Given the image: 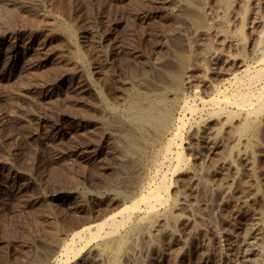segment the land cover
<instances>
[{"label":"rangeland","instance_id":"rangeland-1","mask_svg":"<svg viewBox=\"0 0 264 264\" xmlns=\"http://www.w3.org/2000/svg\"><path fill=\"white\" fill-rule=\"evenodd\" d=\"M191 1L0 0V264L48 262L54 240L115 202L96 185L118 186L122 170L83 123L105 108L88 80L122 108L175 74L197 108L183 116L180 169L163 170L167 203L153 214L136 203L115 237L74 241L69 264H264V111L200 103L214 87L230 99L231 76L264 64V0Z\"/></svg>","mask_w":264,"mask_h":264},{"label":"bare ground","instance_id":"bare-ground-1","mask_svg":"<svg viewBox=\"0 0 264 264\" xmlns=\"http://www.w3.org/2000/svg\"><path fill=\"white\" fill-rule=\"evenodd\" d=\"M193 6L194 4L191 0H178V4L176 5L178 11H182V9L192 8ZM193 17L195 18V21L193 20L194 18L192 19L194 21L193 23L196 26H200V22L202 20L199 21L198 17ZM67 27L63 29V32L67 35L66 37L73 39V30L70 29L71 27ZM72 56H74L73 60L75 59V63H79V61L82 60V53H80L79 51H76ZM238 74L239 75H232V73L229 74V76L232 75V93L230 99L226 96L223 100H221L219 98L220 96L218 97L216 95L219 93L220 88L213 86L214 88L212 91V96L200 98V103L202 106L201 108H209L214 114H217L226 112L227 108L232 106L238 109L245 110L249 117H256L261 114L264 111V64L259 69L253 71L246 66V68L241 70V72H239ZM175 75L170 76L169 81H172L170 85L165 84V82L161 81V84L157 87L155 86V89L153 88L152 90L143 92L136 91L132 92L131 94L128 93V95L125 96L124 105L122 108H115L108 104L101 96V94L97 92V90H94L95 87L93 88L92 82L88 80L87 90L99 95L98 97L99 99H101L102 104H104L103 106L105 108H98L97 113L94 116L92 115L87 118V121H83V123H85V126L88 127L90 131L97 130V132H99L98 146L102 145L103 143H108L110 149L112 150V160H114L116 165L120 167L122 173L117 176L118 182L116 184L118 186H111V188H109V183L105 181L96 183L98 190H104L105 188V190H107V194L110 196V198L108 199H112L115 201L114 204H111L113 206L109 209V211L107 209L106 213H103L101 215H99L98 212L97 217L92 216L91 219L75 226L68 235L70 236L69 243H62L59 240H54L51 244V250L49 249V252L51 251V254H49L50 257L48 262H45L48 259V256L46 259H44V262L46 264H69L71 260H69V257L71 255L76 257L78 252L76 251L77 249L75 250L76 247L73 244L74 241H86L89 239L88 242L91 240L93 242V240L105 238L107 235L109 236L112 234L111 236H114V233H117L131 220L132 213L130 211L132 209L133 211L136 210V207H138L136 203L142 205L147 214H151L155 209H157V207L163 206L167 203L169 182L166 180L167 174H165L166 172H163V170L164 168L168 170L171 169L175 173L180 169L179 166L184 161V151L182 152L181 140L182 130L185 125L183 116L186 111L193 112L197 108L196 106H194L196 107L194 110V107L192 106L193 103L192 105L188 104V101L186 97H184L182 89L179 86L180 83L178 84L174 80ZM177 80H179V78ZM127 92L129 91L127 90ZM229 111L230 110L228 109V112ZM171 160L175 161V165H170ZM146 162L150 163L149 170H146L144 167ZM72 194L73 192L71 191L53 192L49 195V198L55 200L60 199L63 195L71 196ZM97 199L98 202L102 201V198H100V196ZM129 199L133 200L131 202V206L125 205L121 207V204L124 201H128ZM134 199H136V201H134ZM46 220H48V218ZM57 253H60V255L64 256V258H54ZM37 259L38 258H36V260ZM36 262V264H45L42 259L37 260Z\"/></svg>","mask_w":264,"mask_h":264}]
</instances>
